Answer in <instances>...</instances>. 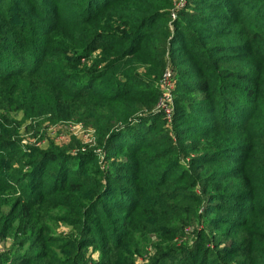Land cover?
Segmentation results:
<instances>
[{
    "label": "rangeland",
    "instance_id": "obj_1",
    "mask_svg": "<svg viewBox=\"0 0 264 264\" xmlns=\"http://www.w3.org/2000/svg\"><path fill=\"white\" fill-rule=\"evenodd\" d=\"M16 1L0 0V23L31 31L30 47L52 44L35 76L0 82V138L16 141L0 149V264H264V102L237 89L255 84L242 74L258 72L264 81V13L244 6L218 21L213 0H145L148 10L164 8L169 16L142 29L166 23L171 36L145 50L150 62L126 90L148 94L168 68L185 108L169 118L156 104L134 111L128 136L139 118L162 117L145 130V143L154 146L132 159L98 146L92 126L62 120L44 100L59 89L56 77L78 74L98 53L96 46L88 60L59 53L75 35L67 23H80L88 2ZM115 13H100L98 23H114ZM178 21L193 34L178 38L181 44L171 42ZM42 25L58 29L56 35L33 34ZM204 82L208 92L197 88ZM72 84L74 76L65 86ZM33 150L61 154L41 164L37 182L24 165L23 155ZM5 155H21V162L6 168ZM107 166L114 168L111 177ZM65 173L80 190H58Z\"/></svg>",
    "mask_w": 264,
    "mask_h": 264
},
{
    "label": "trees",
    "instance_id": "obj_2",
    "mask_svg": "<svg viewBox=\"0 0 264 264\" xmlns=\"http://www.w3.org/2000/svg\"><path fill=\"white\" fill-rule=\"evenodd\" d=\"M20 1L17 0L16 4ZM86 1L89 4L86 6L88 10H84L87 15L82 16L83 18H81L80 23H67L68 28L74 31L75 35L66 43V49L60 50L59 53L66 55L69 53L77 54L79 57L82 56L84 60L91 58L90 52H92L91 50L95 46L98 53L94 55L89 66L85 67L78 74L56 77L54 80L59 91H52L46 94L47 99L44 100L54 110L53 112L62 114V120H72L92 126L96 133L97 145L102 146L104 150L110 152L124 150L125 155L131 158L136 157L140 155L139 152L143 147L154 146L151 142L148 144L145 143V130L148 128L152 130V127H149L151 121H156L162 116L160 113H151L146 117L139 118V122L131 126L133 128L131 130L132 136H128V132H124V128L130 127L129 125L132 123L130 119L133 118L134 111L140 107H144L147 110L154 108L159 90L158 87H155L157 83L156 78L152 82V86L154 87L150 89L148 94L134 93L126 90V87L132 84L133 78L137 76L140 69L148 66L151 58L145 50L151 48L153 45L162 43L165 38L167 39L171 36V31H168L166 23L154 29L150 27V31H148V28L142 29L146 24L145 22L152 18L166 19V16H169V14L164 8L148 10L150 3L145 0ZM213 1L215 10L222 13L218 16V21L219 19L231 20L232 17L238 16L244 6H248L249 9H254L259 13H264V0H256L260 2L257 3V7L252 5L254 2L252 0ZM110 10L113 12L116 11V20L113 21L114 23H98L97 19L100 13ZM116 21L120 22L116 23ZM173 24L179 29L178 31H174L175 35L171 41L172 43L181 44L183 42L182 39H178L181 36H188L189 40L192 39L191 36L193 34L187 26V23L178 21ZM215 24L222 28L224 23L219 25L220 23L216 21ZM182 25H185L189 29L188 33L181 30ZM12 29H17L19 36L14 37ZM32 30H36L33 34L40 32L38 34H50L49 36H55L58 31V29L51 30V27L48 25H42L38 29ZM31 34V31H27L19 23H0V82H6L13 76H35L36 73L44 68L45 57L48 54L46 50L48 49L47 44L49 46L52 42L46 43L41 49L36 45L30 47L27 43L26 35H30L32 41H36ZM146 38L150 44H147ZM156 68L154 76L159 75V63L156 65ZM72 76L76 80V85L65 86L66 80ZM260 77L261 75L258 72L253 75L242 74V79L246 80L249 78L255 84L253 86L246 85L242 88L240 85L237 89L242 91L245 96H255V99L264 102L262 99L263 89L261 87L264 81ZM95 82L103 90L110 89L112 94L105 95L91 90L97 86L94 85ZM133 86L131 85L130 88H133ZM176 88L177 86L174 80V110L176 112H182L183 110L184 112V103L176 99ZM197 88L201 92H208L209 86L208 83L204 82L198 85ZM185 89L183 88V90ZM46 110L47 106L41 108V112H45ZM234 119L232 118V120ZM148 133H151V131ZM6 140L5 138H0L1 150H6L10 145L16 144V141L13 139L12 141ZM0 154H3V151ZM60 156L61 154L56 155L49 151L44 153L33 150L28 155H23L26 159L24 165L33 175V178L35 177L37 182L44 177V165L47 162L58 160ZM5 158L7 160L2 165L4 164L6 168H12L8 162H21V155L9 157L5 155ZM131 158L127 159L131 160ZM45 161L46 163L41 165ZM107 168V174L111 177L114 168L110 166H107ZM66 180L67 173L58 180L60 182L58 190L66 187H69L72 191L80 190V186L75 185V182H66ZM114 193L115 191H109L107 194ZM99 196L98 198H100Z\"/></svg>",
    "mask_w": 264,
    "mask_h": 264
},
{
    "label": "built area",
    "instance_id": "obj_3",
    "mask_svg": "<svg viewBox=\"0 0 264 264\" xmlns=\"http://www.w3.org/2000/svg\"><path fill=\"white\" fill-rule=\"evenodd\" d=\"M159 95L156 102V109L161 112L166 118L172 115L174 110V79L168 68H165L158 83Z\"/></svg>",
    "mask_w": 264,
    "mask_h": 264
}]
</instances>
